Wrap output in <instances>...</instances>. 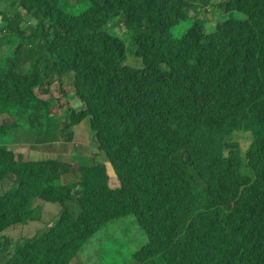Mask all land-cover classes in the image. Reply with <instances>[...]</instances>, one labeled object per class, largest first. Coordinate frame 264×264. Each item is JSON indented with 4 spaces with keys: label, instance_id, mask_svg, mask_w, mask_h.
<instances>
[{
    "label": "trees",
    "instance_id": "trees-1",
    "mask_svg": "<svg viewBox=\"0 0 264 264\" xmlns=\"http://www.w3.org/2000/svg\"><path fill=\"white\" fill-rule=\"evenodd\" d=\"M7 1L28 16L1 21L0 34L19 32L29 46L21 42L13 61L0 50V186L14 179L0 189V223L39 214L43 202L67 213L98 189L73 230L94 237L112 228L133 240L135 230L145 242L123 264H264V0H223L217 9L244 18L210 33L200 9L211 0H81L80 15L63 9L67 0ZM55 89L67 101L57 113ZM77 115L93 118L103 163L64 183L57 160H16L30 141L12 148L10 131L48 144L52 122L77 125ZM18 245L6 264L74 260L54 225Z\"/></svg>",
    "mask_w": 264,
    "mask_h": 264
},
{
    "label": "rangeland",
    "instance_id": "rangeland-1",
    "mask_svg": "<svg viewBox=\"0 0 264 264\" xmlns=\"http://www.w3.org/2000/svg\"><path fill=\"white\" fill-rule=\"evenodd\" d=\"M223 0H211V5H204L201 7L205 8L209 13V22H206L208 26L207 32L210 33L213 29L210 27L215 26L216 18L218 22H223L229 19H243L244 15L238 11H226L223 8L219 7L217 9V4L221 3ZM64 3V2H63ZM70 5L75 6L74 15H80L87 7L86 2L81 0H67V5H63L65 11H69L71 8ZM14 12L9 8V3L5 0V4L0 5V22L13 23L11 18V13ZM26 12L23 11V14ZM198 18L199 20L206 17ZM7 19V20H6ZM41 20V19H40ZM187 23L180 25L181 31H186ZM11 26V25H10ZM116 33L120 36L123 32L122 28L119 26L114 27ZM123 40H127V35L123 34ZM21 42L24 46H29V42L24 39V36L19 32L14 34L6 32L5 34H0V50L6 53V59L13 61L14 55H16V50L19 48ZM215 41L210 43V47H214ZM130 46V45H129ZM128 46V48H129ZM11 55V56H10ZM12 57V58H11ZM25 57L24 51L20 50L18 55V66L23 64L21 61ZM127 63L132 64V66L140 67L141 62L134 58L129 57ZM0 72V77H1ZM54 100L55 105L52 106V112L57 113V110L63 111L67 107V101L64 100V103L60 104L62 101L61 96L59 95V89L54 90ZM78 99L75 98L73 101V106L77 105ZM80 103H82L80 101ZM5 115L0 113V122L4 120ZM80 125H84L86 128H70L68 130H63L62 134H67L70 130H75L76 135L73 142H65L61 146L60 150L54 149L55 146H52L50 150H45L40 144H35L31 142L33 134L26 132V130L19 129L15 138V132H9V135H12L11 142L9 146L14 148L17 144H26L28 146H22L15 149L16 160H43V159H59L61 167V176L64 180H68L71 177V174L75 168H79L83 165L93 164L94 161L101 162L103 157L105 160V153L98 149L97 141L95 138V133L89 127L88 118L83 119ZM47 136L42 137L45 139ZM38 136L36 141L38 142ZM62 140H65V137H62ZM56 141V140H55ZM53 141V142H55ZM0 142H2V137L0 136ZM243 142V141H242ZM247 145V142L245 146ZM71 146L69 153L68 147ZM108 174L112 172L114 174V169L111 164H107ZM14 179L8 178L5 181L4 185L0 186L2 193L10 190L13 186ZM42 189V188H41ZM72 204V201H70ZM43 205L46 208H49L53 211L45 209L41 206L39 214L32 215L31 217H26L22 220L16 221H7L0 223V264H6L11 256L14 255L13 243L14 242H31L35 239L37 233H45L48 231L49 224L52 223L59 232H61L66 239L71 243L72 253L74 255V260L72 264H123L126 259L127 253H133L138 251L137 249L143 245L145 242L144 237H135V230H131V235L135 240L126 236L121 232H116L112 228L106 229L105 232H99L94 237L78 235L73 230V225H80L82 222V215L77 211L72 209L69 212H65L58 203H48L43 202ZM45 209V210H44ZM121 221V220H120ZM119 221V222H120ZM113 225V224H112ZM109 225V226H112ZM9 239L13 240L12 242ZM129 252H126V251Z\"/></svg>",
    "mask_w": 264,
    "mask_h": 264
},
{
    "label": "clouds",
    "instance_id": "clouds-1",
    "mask_svg": "<svg viewBox=\"0 0 264 264\" xmlns=\"http://www.w3.org/2000/svg\"><path fill=\"white\" fill-rule=\"evenodd\" d=\"M202 6H204V5H202ZM86 8H87V7H86ZM202 9H204V8H202ZM204 10H206V9H204ZM23 11H25L26 13L23 14ZM19 15H26V16H28V10H27V6H26V5L21 4V5H20V6L14 11L13 16H12V19H13V23H12V25H14L15 18H16L17 16H19ZM214 16H215V18H216V19H215V20H216V22H215V26H216V25H217L218 23H220V22L217 21L216 14H215ZM40 19L42 20V17H39V18L37 19V22H40V21H41ZM215 26L210 27V29H213ZM42 30L46 31L45 28L42 29ZM85 86H86V85H83V86L81 87V91H82V92H84V88H85ZM79 102H80V101H79ZM85 118H88V121H89V127H90V125H94L93 118H91V117H89V116H80V115H77V119H79V123H80L83 119H85ZM79 123H78L77 125H73V124H71V120H70V119H67V120H61V121H53V122H52V126H53V127H57V130H58L57 138L55 139L56 141L54 140L55 142H53L52 140H47V141H52V142H50V143H48V144H41V146H42L45 150H50L52 146H55L54 149H56V150H60L61 146L65 145V144H64L65 142H73V141H74V137H75V135H76V131H75V130H70V131L67 132V134H64V132H63V134H62V131H63V130H68V129H70V128H73V129H74V128H76V127H79V128H86L84 125H80ZM94 133H95V132H94ZM62 137H65V140H62ZM98 137H99V133H98V130H97V128H96L95 138H96V141H97V145H98ZM67 147H68V151H67L66 153H69V151H70V149H71V146H67ZM43 160H57V161L59 162V166H60V160H59V159H43ZM39 161H41V160H39ZM100 161H101V160H100ZM94 164H101V163L98 162V161H94L93 164H89V165H94ZM83 166H88V165H83ZM83 166H81V167H83ZM81 167H79V168H75V169L73 170L70 179H68V180H64V179L62 178L63 182L66 183V182H70V181H72L73 178H74L75 173H76L77 171H79V169H80ZM60 170H61V167H60ZM61 177H62V176H61ZM71 194L73 195L74 193L72 192ZM102 195H103V193H102L100 190H98V189L91 190V191H89V193L86 195V197H85V199H84V201H83V204H82L81 206H78L76 203L73 202V204H72V205H73V206H72V209L77 210V211L82 215V217H84L88 210L94 209V208L96 207V206L94 205V203L91 202V201L89 200V198H90L91 196H95L96 200H99L100 197H101ZM51 203H53V202H51ZM58 204H59V203H58ZM59 205H60V204H59ZM61 206H62V205H61ZM62 209H63V207H62ZM63 210H64V209H63ZM50 211H53V210L50 209ZM52 225H53V224L50 223L48 229H49ZM40 234H43V233L39 232V233H37L36 236H38V235H40ZM9 241L12 242L13 240L9 239ZM19 242H20V241H19ZM20 243H22V242H20ZM13 246H14V247H13V250H12V251L15 253L17 247L20 246V245H18V242H14V243H13Z\"/></svg>",
    "mask_w": 264,
    "mask_h": 264
}]
</instances>
